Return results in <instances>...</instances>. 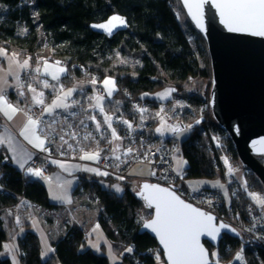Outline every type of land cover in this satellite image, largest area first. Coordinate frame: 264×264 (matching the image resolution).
Instances as JSON below:
<instances>
[{
  "label": "trees",
  "instance_id": "1",
  "mask_svg": "<svg viewBox=\"0 0 264 264\" xmlns=\"http://www.w3.org/2000/svg\"><path fill=\"white\" fill-rule=\"evenodd\" d=\"M183 13L179 0H0V49L33 63L50 57L51 62L65 65V88L79 80H95L100 92L104 93L102 83L104 85L106 79L115 81L116 91L107 100L106 110L127 118V125H117L123 144L129 126L134 122L143 126L141 134L146 137L150 147L161 140H169L170 137L162 139L152 130L160 115L158 111L165 106L166 113H161L162 116L179 121L190 129L189 135L182 142V151L188 161L186 179H212L223 173V155L231 156L234 162L240 161L230 136L216 122L212 113L211 90L207 95L203 93L205 83L212 85L213 81L211 59L210 56L205 57L208 50L206 41L188 18L184 22ZM113 14L125 16L129 29L108 37L91 28L93 24L101 23ZM48 50H52V53H47ZM117 51L137 60V66L129 68L114 63L113 55ZM90 86L88 84V88L69 99V103L76 102L69 113L59 109L61 121L51 125L47 151L51 152L53 148L59 158H72L68 144L63 148L58 146V134L69 131L67 124H70V131L78 132L73 135L75 141L71 142L75 150L79 148L78 154L100 149L102 154L107 153L112 157L106 164L110 163V166H104L106 169L117 172L130 169L129 162L123 160L122 149L114 152L110 141L106 142L94 130L89 118L94 116L89 106ZM179 102L185 103V108H181ZM83 115H89L84 120L89 122L87 125L90 124L92 131L85 128L82 132ZM74 124L80 126V129L75 130ZM145 147L147 145L140 143L142 150ZM260 160L264 163V158ZM128 173L125 178L110 174L105 177L84 176L80 180L82 184L88 182L86 188L90 185L89 181L94 183L102 210L99 223L107 236L117 241L121 239L123 245L133 247V254L123 256L120 264H157L164 260L163 253L153 237L139 233L142 224L138 222L142 216L141 210L148 213L147 219L152 217L153 210L137 196L139 187L128 181L133 179ZM248 177L252 189L264 191L256 175L250 171ZM103 178L127 183L128 190L118 196L103 189L97 181ZM41 180L39 176L32 178L17 169L0 154V208H8L13 218L19 204L27 201L31 205L56 208L57 205L50 202L48 189ZM237 191L239 197L235 200L226 199L227 203H239L238 206L242 208L251 203L240 190ZM5 213H0V264H14L9 256H2L5 242L10 239L3 226ZM66 227L64 236L54 243L53 258L48 260L42 259L38 236L28 231L17 244L21 263L56 264L58 261L61 264H109L105 255L91 249L81 250L86 238L81 228L70 223ZM237 234L224 236L217 249L219 261L228 263L243 243H250L240 233ZM206 245L213 258L216 248L209 243ZM228 247L231 248L230 252L226 251ZM246 254L248 264H264L263 248L248 246Z\"/></svg>",
  "mask_w": 264,
  "mask_h": 264
},
{
  "label": "rangeland",
  "instance_id": "2",
  "mask_svg": "<svg viewBox=\"0 0 264 264\" xmlns=\"http://www.w3.org/2000/svg\"><path fill=\"white\" fill-rule=\"evenodd\" d=\"M183 8V6H182ZM183 20L186 22L188 16L185 13V10L183 8ZM52 51V50H51ZM50 50L46 51L47 53H52ZM46 53V54H47ZM54 54V52H53ZM209 53L208 50L205 52V57H208ZM114 63L123 65L125 67L129 68H135L137 66V60H134L132 57L128 55H122L120 52H115L113 55ZM40 62L33 63L30 60H27L26 62L29 64L31 69L34 68L35 65L42 64L45 61H49L50 57L47 59H39ZM59 66L60 63L56 62ZM65 66V65H63ZM87 82V83H85ZM39 84V83H38ZM91 84L92 91H90V98L91 103L90 107L93 110L94 116L89 117L91 120V123L93 124L94 130L98 132L99 136H102L106 142L108 140L110 141L112 147L116 150L115 147H118L119 140H121V136L119 134V131L117 129V125H127V118H125L122 114H113L106 110V102L111 96L109 94H106L105 86L102 83V88L105 90L104 93H101L99 90L98 84L92 83L90 80H84V81H77L74 85H72L69 88L61 89L63 86L60 84L57 85V96L54 97V101L57 100V97H63L64 93L71 91L70 99L74 98L76 93L79 91H82L85 88H88L87 85ZM45 84L42 83V89L37 88L35 84L30 85V91L31 89H35L33 91L34 98H41L40 94L42 93V99L43 101H46L47 95L49 92H54L56 90L55 86H48L46 88L44 86ZM55 88V89H54ZM212 85L205 83L203 89V93L207 95V92L211 90ZM54 89V90H53ZM116 90V86H115ZM211 92V91H210ZM28 96V95H27ZM29 97V96H28ZM97 97H101L99 101L96 99ZM79 100V99H78ZM51 97L47 100V105H52L54 102H50ZM75 101H72L69 103L67 101V105L70 108H62L64 109L66 113H69L70 110H73L75 106ZM99 104V106H97ZM181 108H185L184 104L182 102L178 103ZM100 107L103 108V111L100 110ZM60 111V110H59ZM87 111V109H85ZM98 112V113H97ZM166 113V107L162 106L160 110L158 111V120L153 125L152 130L155 135L158 137L164 139L167 137H175V140L177 141L178 148L176 149L174 156H173V164H174V170L177 172V174L181 175L183 172L186 171V168L188 166V161L184 157L183 151H182V142L183 140L189 135L190 129L181 130L179 132H172L170 130V127L168 126L166 120L163 118V114ZM87 114V112H86ZM99 114V116H98ZM89 116V115H86ZM85 115L82 116L81 124L85 128H89L87 123L88 121H85L86 117ZM107 117H111V127H109V124L106 120ZM89 120V119H87ZM196 122V121H195ZM61 124V123H60ZM69 125V131L71 129L70 124ZM75 125V124H74ZM192 125V123H191ZM189 124V126H191ZM75 125L73 128L80 129V126ZM92 131V127L89 128ZM113 129H115L116 136L119 137V139H115L113 136ZM157 129H162L161 132H158ZM63 132L62 134H58L59 139V145L64 147L65 144H68L69 153L73 157H79L80 153L78 154V149L75 150L73 146H71V142L75 141L73 138V135L75 136L76 132ZM88 131V130H87ZM69 132V133H68ZM117 143V144H116ZM117 145V146H116ZM57 146V147H58ZM100 152V150H93ZM106 154L101 155V161L98 163V165H101V162L104 158L107 156ZM106 156V157H105ZM57 159V158H56ZM79 159V158H77ZM125 161L126 159L123 158ZM177 160L186 161V164H183L182 166H179L177 164ZM222 164H223V173L220 174V176L216 178H187L185 183L188 187L192 189H201L202 188H213L217 189L224 197H226L227 200H230V194L232 190H240L246 197L249 198L251 203H247L246 205H252L256 207L258 210L262 211L264 213V208H262L260 205L256 203V201L252 198L250 194H256L260 197L264 198V191L260 189H252L249 184V173L250 171L241 163H237L232 161L231 156L223 155L222 156ZM104 166V165H102ZM108 175L111 174L110 171L105 170ZM124 171V169H122ZM117 172V171H115ZM131 175L135 176V179H128V181H132V183H139L143 184L145 181L140 180L139 178H144V175H150V167L147 165H137L134 167L131 171ZM131 176V177H133ZM148 177V176H147ZM46 179V178H45ZM42 179L41 181L44 183V185L48 189L49 193V200L51 203L56 204L57 207L54 209L44 208L40 207L35 204H30L29 201L23 202L19 204L18 210L16 211V215L11 217V212L8 211L4 218L5 223L3 226L8 231V234L10 236V239L5 242L4 250L7 255L11 258L14 264H22L20 260V252H19V246L18 241L21 237L26 236L28 231H31L35 233L40 242L41 246V256L43 260H48L53 258L55 254L54 250V243L58 242L66 233V226L67 223H70L71 225H74L76 227L81 228L85 234V242L81 246V250L85 249H91L93 252L101 255H105L108 258L109 264H120L123 262V256L125 255H132V252H128L127 249L129 246L123 245L121 243V239L119 241L113 240L107 236L104 229L101 227L99 223V219L101 216V204L99 202V199L96 195V189L94 186V183L89 181L90 185L88 188H86L87 183L82 184L81 180H76L74 178H71L70 181L62 182H55L51 183L48 181V179ZM101 183V186L103 189L112 191L116 193L118 196H122L126 193L128 190L129 185L126 183H123L119 180H107L106 179H98ZM139 181V182H138ZM180 184H183V181L180 182ZM197 184L199 186H197ZM117 186L122 189V191H117ZM49 187V188H48ZM2 189V183L0 181V190ZM198 191V190H196ZM26 206V209L24 210V207ZM142 216L140 215L139 223L143 224L144 221L148 220L146 217H148V213H146L144 210H141ZM217 249L213 252V259L218 261L219 264H227L223 261H219L218 259V252ZM5 254V253H4ZM55 262L54 260H52ZM56 264H61L58 261H56Z\"/></svg>",
  "mask_w": 264,
  "mask_h": 264
},
{
  "label": "water",
  "instance_id": "3",
  "mask_svg": "<svg viewBox=\"0 0 264 264\" xmlns=\"http://www.w3.org/2000/svg\"><path fill=\"white\" fill-rule=\"evenodd\" d=\"M179 1L188 19L207 44L213 73L210 106L216 122L230 136L240 163L256 175L264 186V163L260 160L264 158V143H261L264 141V36L254 35L251 32L229 31L228 27L222 23L220 10L216 7L217 0H208L204 4L202 9L204 28H201L192 19L184 0ZM114 15L123 17L126 24L116 27L111 34L104 29L94 27V25L107 23ZM91 28L95 32L113 37L128 30L129 23L125 16L113 14L107 20L93 24ZM144 184L167 187L144 182L140 185L137 196L149 209L153 210L152 217L141 225L139 233H147L156 240L164 257V260L157 264H170L166 249L159 237L151 229L144 227L145 223L155 219L156 213L155 205L149 207L148 201L139 194L143 191ZM215 223L219 226L221 222L215 220ZM225 225L228 227L221 229L215 239L207 235L200 237V243L207 253L208 264L219 263L212 258L206 243L219 248L225 235L238 236L232 226Z\"/></svg>",
  "mask_w": 264,
  "mask_h": 264
},
{
  "label": "snow or ice",
  "instance_id": "4",
  "mask_svg": "<svg viewBox=\"0 0 264 264\" xmlns=\"http://www.w3.org/2000/svg\"><path fill=\"white\" fill-rule=\"evenodd\" d=\"M208 0H184L185 6L188 8L189 14L192 19L201 28H204L203 23V6ZM216 7L220 10L222 17V23H224L228 30L231 32H251L254 35L264 36V0H217ZM126 21L123 17L114 15L107 23L94 25L104 29L107 33L111 34L113 30L125 25ZM0 54L3 50H0ZM27 62L22 67H27ZM49 67H55V71L52 76L53 79H59L57 73H63L65 70L61 67L46 66L45 71H48ZM39 71V69H37ZM95 83V80L92 81ZM104 85L108 88V93L111 95L115 88V81L106 79ZM45 87L49 85L45 83ZM35 91V89H32ZM71 95V91L64 93L63 97H57V100L53 102L51 106L47 108L48 112H53L56 108H67L68 105L64 103V100ZM43 94H40L41 98H37V103L43 104ZM98 101L101 97L96 98ZM99 106V104L97 105ZM103 111V108L100 107ZM0 111H3L5 115L12 118V114L17 111L11 104L0 97ZM109 127H111V117L106 118ZM199 122V121H198ZM38 121L29 119L28 125L24 131L28 133L32 131L34 137L33 141L36 147L42 148L44 141L38 136H35V127L38 125ZM127 123V122H125ZM172 132H179L181 129L172 127ZM161 132L162 129H157ZM113 136L115 139H119L116 136L115 129H113ZM2 143V141H0ZM261 143H264L262 141ZM129 152L132 149H128ZM83 159L97 160L99 153L85 154ZM119 159V157H117ZM186 161L177 160V164L182 166L186 164ZM23 167V165H21ZM63 167V165H61ZM89 171H97L99 175H107L106 172L101 173L98 170L88 169ZM33 172L32 169H29ZM34 175L39 176L41 172L36 170ZM154 174V173H153ZM117 191H122L118 186ZM145 200L148 201L149 207L153 204L156 208L155 219L150 220L144 224L145 228L151 229L159 237L161 244L166 249L167 259L170 264H208L206 250L200 243L201 235H207L216 238L221 229H225L228 226L224 223L216 225V218L210 213H206L199 208L193 207L191 204L186 203L176 193L167 188H161L158 185L144 184L143 191L139 193ZM258 205L264 208V198L256 194H250ZM232 231H235L232 229ZM128 252L132 251V248L127 249ZM159 259V257H157ZM237 259H242V256L237 255Z\"/></svg>",
  "mask_w": 264,
  "mask_h": 264
},
{
  "label": "crops",
  "instance_id": "5",
  "mask_svg": "<svg viewBox=\"0 0 264 264\" xmlns=\"http://www.w3.org/2000/svg\"><path fill=\"white\" fill-rule=\"evenodd\" d=\"M3 50V49H0ZM3 53L0 54V97L6 100L9 104H11L14 108L17 109L15 113L12 114V118L9 119L7 115L4 114L3 111H0V154L5 156V159L11 160L14 167L17 169L26 172L28 175L32 176V178H37L38 176L34 175L33 172L38 170L37 165L33 164L34 160L37 157V152L39 150H47L48 149V136L51 132V125L54 122L61 121L59 109L56 108L53 112H48L47 108L50 105H47V100L51 97V103L54 101V97L57 96V85L63 86V77L66 74V69L63 66H59L56 62L45 61L42 66L37 64L33 69L27 63V67H22L24 63L28 59H20L17 55H12L3 50ZM46 66H56L61 67L65 71L63 73H57L59 75V79H53V72L55 71V67H49L48 71H45ZM39 69V71H37ZM39 83V84H38ZM42 83H47L49 86H55L56 90L52 93L49 92L47 95L46 101H44V120L39 122L35 127V136H38L41 140L44 141V145L42 148L36 147L35 143L32 142L34 137L32 135V131L25 133L24 129L28 125L29 119L35 120L34 117L31 116V110L37 103L36 98H34L33 91H30V85L35 84L38 86L37 88L42 89ZM105 86V85H104ZM48 88V87H46ZM55 89V88H54ZM53 89V90H54ZM61 89H65L63 86ZM106 94L108 93V88H106ZM115 88L112 91L111 95L115 93ZM29 97H28V96ZM110 95V96H111ZM70 96H68L64 103L67 104ZM53 104V103H52ZM57 114L59 116L57 117ZM58 119V120H57ZM118 143V144H117ZM116 144L118 147H115L116 150L112 147L114 152L120 150L123 147L122 138ZM116 145V146H117ZM100 150V149H97ZM101 151V150H100ZM97 151H87L81 153L79 157L69 158H57L51 160V169L49 171V175L46 179L49 182H62L70 181L71 178L80 180L83 179L84 176L86 178H91L92 176L96 177H105L108 175H99L97 171H89L88 169L98 170L101 173L106 172L105 167H101L98 163L101 161V152L99 153V158L97 160H89L83 159L82 157L85 154L95 153ZM79 158V159H77ZM23 165V167H21ZM63 165V167H61ZM137 166V165H136ZM135 166V167H136ZM146 166V165H144ZM134 167L132 166L128 170V174L130 176L131 171ZM29 169H32L33 172H30ZM108 171V170H107ZM152 169L150 168V175ZM184 173V172H183ZM182 173V174H183ZM150 175H144V178H139L140 180H144ZM133 176V175H131ZM135 179V176L132 177ZM45 179V180H46ZM139 182V181H138ZM147 182V181H145ZM133 185L138 186L140 188V182L134 183ZM197 186H199L197 184ZM49 188V187H48ZM201 189H205L199 187ZM192 189V188H191ZM201 189H193V190H201ZM213 189V188H212ZM8 208H0V213L5 211L6 213L9 211ZM5 213V214H6ZM5 253V254H4ZM2 256L8 257L4 251Z\"/></svg>",
  "mask_w": 264,
  "mask_h": 264
},
{
  "label": "built area",
  "instance_id": "6",
  "mask_svg": "<svg viewBox=\"0 0 264 264\" xmlns=\"http://www.w3.org/2000/svg\"><path fill=\"white\" fill-rule=\"evenodd\" d=\"M31 116L36 121L42 122L44 106L42 104L35 105L31 110ZM163 118L166 120L170 129L172 127H177L181 130L187 129V125L179 121H173L166 116H163ZM142 128V125L134 122L129 126V131L124 138L125 143L123 144L124 147L121 150V155L126 159V162H129V168L137 164L150 165L152 172L149 177L145 178V181L171 189L184 201L214 215L217 222L232 226L238 233L247 238L250 243H243L227 264H248L246 254L248 246H258L264 249V213L252 205H247L242 208L238 206L239 203H227L222 192L217 189L205 188L196 191L188 187L184 181L186 180L187 174L184 172L179 175L174 170L173 156L178 148L175 137H170L169 140H161L154 147H150L146 137L141 134ZM139 142L141 145H147L145 150L140 148ZM128 149H132V151L129 152ZM54 151L52 148L51 152L45 149L37 152V157L33 164L37 165L38 170L41 172V175H39L40 179L48 177L51 160L59 158ZM106 156L99 166H110V163L108 165L106 164L112 160V157ZM7 162L11 163V160L7 159ZM107 170L117 177L125 178L124 176L128 173L129 169H124L121 172H115L112 169ZM181 181H183V184H180ZM230 196L233 200L237 199L239 197L238 191H231ZM226 251L230 252L231 248L228 247ZM238 254L242 256V259H237Z\"/></svg>",
  "mask_w": 264,
  "mask_h": 264
}]
</instances>
